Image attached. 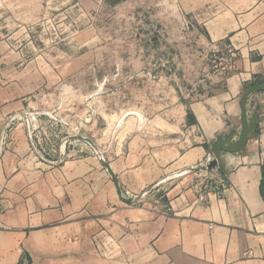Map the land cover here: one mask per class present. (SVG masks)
<instances>
[{
    "label": "crops",
    "instance_id": "crops-1",
    "mask_svg": "<svg viewBox=\"0 0 264 264\" xmlns=\"http://www.w3.org/2000/svg\"><path fill=\"white\" fill-rule=\"evenodd\" d=\"M177 1L212 49L237 50V69L196 82L176 140L135 134L109 157L91 138L99 150L80 142L46 158L16 84L0 85V264H264V90L248 101L257 133L224 152L228 173L192 169L240 130L241 96L264 75V0Z\"/></svg>",
    "mask_w": 264,
    "mask_h": 264
},
{
    "label": "rangeland",
    "instance_id": "rangeland-1",
    "mask_svg": "<svg viewBox=\"0 0 264 264\" xmlns=\"http://www.w3.org/2000/svg\"><path fill=\"white\" fill-rule=\"evenodd\" d=\"M218 50L177 0H0V85L16 84L46 158L90 144L79 134L109 157L135 134L176 140Z\"/></svg>",
    "mask_w": 264,
    "mask_h": 264
},
{
    "label": "water",
    "instance_id": "water-1",
    "mask_svg": "<svg viewBox=\"0 0 264 264\" xmlns=\"http://www.w3.org/2000/svg\"><path fill=\"white\" fill-rule=\"evenodd\" d=\"M261 90H264V75L260 77L254 84L250 85L241 96L240 101H241V109H242V113H241L242 118H241L240 130L236 134L222 136L217 142L211 141V150L213 154L210 157L209 162L206 165H199L192 169L196 171L210 170L216 166H220L223 171L228 173L229 170L224 163V152L236 153L243 151L247 145L249 137L257 133L259 116L256 112H252V113L249 112L248 101L252 94ZM78 138L89 142L92 146H94L97 150H99V147L95 144L93 139L89 137H85L81 134L78 135ZM102 162L104 166L107 168L108 172L110 173L115 183L119 198L123 202L128 204H133L141 198V196L138 198L127 197L123 192L119 178L113 172L110 164L104 158L102 159ZM262 193L264 196V180L262 182Z\"/></svg>",
    "mask_w": 264,
    "mask_h": 264
},
{
    "label": "built area",
    "instance_id": "built-area-1",
    "mask_svg": "<svg viewBox=\"0 0 264 264\" xmlns=\"http://www.w3.org/2000/svg\"><path fill=\"white\" fill-rule=\"evenodd\" d=\"M219 54L214 56L213 65L214 72L212 74L227 77L233 74L237 69V50L231 45H226L219 49Z\"/></svg>",
    "mask_w": 264,
    "mask_h": 264
}]
</instances>
